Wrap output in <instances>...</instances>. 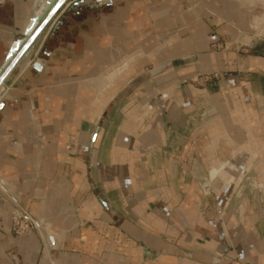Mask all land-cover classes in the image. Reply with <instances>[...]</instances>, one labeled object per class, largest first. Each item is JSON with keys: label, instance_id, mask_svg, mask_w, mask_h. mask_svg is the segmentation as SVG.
I'll list each match as a JSON object with an SVG mask.
<instances>
[{"label": "crops", "instance_id": "crops-1", "mask_svg": "<svg viewBox=\"0 0 264 264\" xmlns=\"http://www.w3.org/2000/svg\"><path fill=\"white\" fill-rule=\"evenodd\" d=\"M47 1L0 0L1 76L12 64L1 84L0 190L40 227L15 236L2 204L0 264H264V166L249 179L251 168L231 161L247 158L248 143L264 160V56L210 52L228 25L243 29L246 6L66 1L21 61L25 30ZM154 63L165 67L130 87ZM213 72L234 86L181 84ZM115 89L144 90V115L104 120ZM242 112L260 133L232 134L247 126Z\"/></svg>", "mask_w": 264, "mask_h": 264}, {"label": "rangeland", "instance_id": "rangeland-1", "mask_svg": "<svg viewBox=\"0 0 264 264\" xmlns=\"http://www.w3.org/2000/svg\"><path fill=\"white\" fill-rule=\"evenodd\" d=\"M238 4H241L243 7L246 6L248 12L245 18L247 19L246 22L242 25L243 29L236 28V26H227V31L222 34L218 40L211 44L212 45H222V49L218 50L216 47L212 48L210 46V52L212 53H222L226 50L235 52L240 55H248V54H253L255 55H262L264 56V0H237ZM237 23V22H236ZM262 29V30H261ZM224 44H227V47L224 48ZM238 48V50H237ZM159 53V50L157 48V52ZM184 64V62H183ZM179 64V65H183ZM127 65V64H126ZM157 64L155 63L152 65H149L148 69L150 72L146 73L145 75H141L135 80L130 83V87L133 85L135 86L136 89L140 88L142 86V83L144 82V78H149L154 77L155 74L159 73L158 71L163 69L165 66L163 64ZM128 66V65H127ZM157 68V69H156ZM128 69V68H127ZM228 73L227 72H213L209 74H203L199 76L198 78H188L185 79L181 82L183 86L188 85V84H193L199 88H206V87H211V88H231L234 86V84H230L228 79H226ZM150 79V78H149ZM128 79H122L120 82V86H127L128 85ZM112 91V90H111ZM107 91V92H111ZM153 95L151 97L152 102L158 101L159 100V93L158 90H151ZM212 91V90H209ZM115 99L113 100V105H111L108 109V111L105 113L103 119L106 121L114 119L116 123H119L122 119H128V117L131 118H140V116L144 115L143 111H138L137 107L139 105H143L144 103H147L150 101V98L148 95L145 94L144 90H114ZM149 99V100H148ZM208 101V99H207ZM131 106V107H128ZM116 109V110H115ZM138 109V110H137ZM119 113L120 116L114 115L115 113ZM223 111H221L222 114ZM239 112V111H238ZM234 110L230 111V114L232 118L234 119V123L237 124V113ZM241 113V112H240ZM246 113V112H244ZM124 114V115H123ZM205 114V113H204ZM249 114V113H248ZM129 115V116H128ZM224 115V114H223ZM241 115V114H240ZM203 114H201V117ZM205 116V115H204ZM244 121V125L246 122V127H238L236 130L233 128L232 134L238 135V133L242 134H247L248 136H251L255 133L254 128V122L252 123L250 120L252 118V115H243L242 112V117ZM259 129V128H258ZM110 134H113L114 128L109 129ZM260 133V132H258ZM264 133V129H263ZM234 145V144H233ZM247 145V158L242 154L240 158H234L232 163H237L238 165L243 164L244 166L246 165L247 167L251 168L249 170L250 174L248 175V178L251 179L254 177V179L257 177L251 173H255V166H264V160H258L257 158H252L251 156L255 155L254 151L256 150L255 143H248ZM237 146V145H236ZM234 146V147H236ZM240 151L239 147L234 148V151ZM155 151L154 149H149L147 150L148 153ZM253 151V154L252 152ZM148 178H150L152 175L148 173ZM253 182V180H252ZM149 184V180L147 181ZM170 189L172 190L174 196L179 199L180 198V191L179 189H176L175 182L171 185H169ZM144 189H146L143 186Z\"/></svg>", "mask_w": 264, "mask_h": 264}, {"label": "water", "instance_id": "water-1", "mask_svg": "<svg viewBox=\"0 0 264 264\" xmlns=\"http://www.w3.org/2000/svg\"><path fill=\"white\" fill-rule=\"evenodd\" d=\"M68 1V3H71L72 1V7H90L95 8L96 6H105L109 3L110 0H48L46 3V6L41 10L39 13H35L32 17L29 25L27 26L25 33H24V44L25 49L20 58L23 61L24 59H27L30 57L34 51V45L39 39L40 35L43 33V31L46 29L48 24L51 22V20L59 13L60 9L64 5V3ZM38 2H41V0H38ZM100 4V5H99ZM12 48L9 53L7 54L6 60L12 59L13 50ZM43 61L41 59L36 60L34 65L41 64ZM12 67V64H9L8 68L4 72V74H0V95L3 92V86H1L4 77L9 72L10 68ZM105 208L108 210V206L104 205Z\"/></svg>", "mask_w": 264, "mask_h": 264}, {"label": "built area", "instance_id": "built-area-1", "mask_svg": "<svg viewBox=\"0 0 264 264\" xmlns=\"http://www.w3.org/2000/svg\"><path fill=\"white\" fill-rule=\"evenodd\" d=\"M211 47H216L218 50L222 49V45L218 44ZM223 47L226 48L227 44H224ZM2 204L7 205L10 209L11 231L15 236H23L28 231L40 232V227L35 218L22 208L14 198L0 190V206Z\"/></svg>", "mask_w": 264, "mask_h": 264}, {"label": "bare ground", "instance_id": "bare-ground-1", "mask_svg": "<svg viewBox=\"0 0 264 264\" xmlns=\"http://www.w3.org/2000/svg\"><path fill=\"white\" fill-rule=\"evenodd\" d=\"M42 1V0H41ZM46 1V0H45ZM44 3H40L39 9L36 13H40L41 10L44 8ZM262 30V29H261ZM128 66L125 64L124 67H121L119 70L115 71L112 75H110L107 79H106V86H111L115 81H117L122 74H124L127 71ZM128 75V74H127ZM126 76V75H125ZM124 80V79H123ZM113 86V85H112ZM117 87V86H116ZM111 88V87H110ZM116 90V89H115ZM103 92V91H102ZM112 92V91H111ZM101 94V93H100ZM104 94V93H103ZM100 96V95H99ZM103 96V95H102ZM99 98V97H98ZM103 98V97H102ZM106 99V98H103ZM102 101V100H101ZM107 101V99H106ZM107 103V102H106Z\"/></svg>", "mask_w": 264, "mask_h": 264}]
</instances>
